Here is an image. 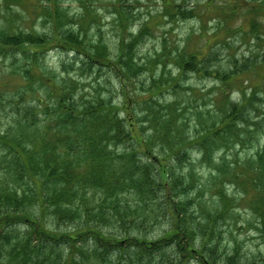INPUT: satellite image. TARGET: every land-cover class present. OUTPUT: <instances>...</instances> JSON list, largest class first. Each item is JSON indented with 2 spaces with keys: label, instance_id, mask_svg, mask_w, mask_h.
I'll return each mask as SVG.
<instances>
[{
  "label": "trees",
  "instance_id": "1",
  "mask_svg": "<svg viewBox=\"0 0 264 264\" xmlns=\"http://www.w3.org/2000/svg\"><path fill=\"white\" fill-rule=\"evenodd\" d=\"M116 2L121 20L130 0ZM55 20V35L45 39L0 27V58L13 61L12 71L27 64L23 86L29 96L35 94L43 108L37 92L46 88L56 100L54 110H42L44 122L21 104L13 123L0 130V264H259L233 233L223 238L222 227L235 219L264 234V148L251 149L264 136V82H233L246 66L234 71L241 59L232 58L233 67L221 73L209 55L184 50L172 56L165 47L162 54L170 53L180 75L211 76L220 83V102L201 111L189 134V120L179 121L184 108L175 103L165 109L159 100L180 86L178 78L170 76L167 87L151 76L148 90L154 94L132 97L139 71L129 64L134 52L121 51L115 60L64 35ZM54 48L71 50L75 61L69 68L115 74L121 107L100 94L84 99L74 79L55 82L41 65ZM169 60L157 62L163 67ZM228 233L232 240L226 242Z\"/></svg>",
  "mask_w": 264,
  "mask_h": 264
},
{
  "label": "rangeland",
  "instance_id": "2",
  "mask_svg": "<svg viewBox=\"0 0 264 264\" xmlns=\"http://www.w3.org/2000/svg\"><path fill=\"white\" fill-rule=\"evenodd\" d=\"M128 5V9L123 7L125 18L120 20L119 3L116 0H59L57 6L46 0H0V27L7 26L12 32L15 27L22 32L30 30L32 34L41 35L45 39L55 35L56 17L62 24L60 32L74 35L90 49L98 46L106 56L115 60L121 51H124V55L133 51L132 63L129 64L139 71L132 79V97L146 100L154 94L153 90H148L151 76L163 84L167 81V87L170 85V76L178 78L180 86L166 91L159 100L165 109L175 103L184 108H179L184 112L179 121L184 122V118L189 120L186 125L189 134L198 124L197 118L201 117V111H207L212 108L210 105L220 102L221 97H217L218 91L215 90L220 83L211 76L194 73L180 75L170 53L162 54L165 47L168 52H173L172 56L178 53L175 51L184 50L200 57L209 55L215 58L213 69H219L221 73L230 71L232 58L241 59L236 61L234 71L238 72L246 66L233 78V82L239 87H246L247 83L258 86L264 82V38L257 39L258 36H264V0H130ZM177 7H181L184 13ZM144 26L149 28L147 32H143ZM252 28L257 33H252ZM141 32L143 38L140 40ZM74 58L71 50L54 48L47 51L41 65L54 73L55 82L59 84L64 78L74 79L79 88L76 91L84 99L100 94L101 97L109 98L108 104L121 107L123 97L115 74L109 72V69L90 74L86 71L87 67L79 65L69 68ZM162 59L170 60L162 67L157 62ZM12 63L10 59L0 58V93H4L1 101L5 102V107L0 108L1 131L13 123L12 118L18 105L22 104L31 111L25 104L30 105L32 112H37L34 116L36 120L44 122L46 116L42 110L45 106L54 110L56 103L46 88H41L37 97L44 100L45 106L40 108L35 101V94L29 96L23 86L27 84L23 75L27 64L19 63L16 65L19 70L12 71ZM64 66L69 68V73L67 70L63 72ZM33 72L39 73L36 69ZM134 105L140 113L142 110L139 105ZM203 114L207 120L206 112ZM258 148H264V136L259 147H251L252 151ZM237 149L242 156L239 146ZM234 190L228 189L230 194ZM239 209L243 215H247L243 207ZM167 226L168 223L165 228ZM222 231L223 238L226 231L233 233L240 242H244L245 250L254 251L258 263L264 264L263 233H257L255 228L247 226L246 221L237 222L235 219L224 224ZM229 233L226 242L232 240Z\"/></svg>",
  "mask_w": 264,
  "mask_h": 264
}]
</instances>
